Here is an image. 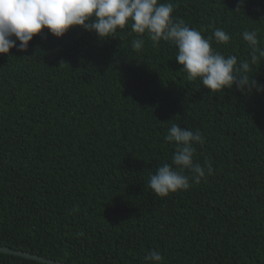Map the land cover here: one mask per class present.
<instances>
[{
	"label": "trees",
	"instance_id": "obj_1",
	"mask_svg": "<svg viewBox=\"0 0 264 264\" xmlns=\"http://www.w3.org/2000/svg\"><path fill=\"white\" fill-rule=\"evenodd\" d=\"M170 2L238 63L244 30L264 47V0ZM177 52L129 24L103 41L44 30L27 52L0 55V247L65 264H150L152 250L163 264H264V92L210 93ZM249 76L264 86V62ZM172 120L203 135L194 162L214 171L160 198L148 181L172 163ZM0 264L42 263L0 253Z\"/></svg>",
	"mask_w": 264,
	"mask_h": 264
},
{
	"label": "clouds",
	"instance_id": "obj_2",
	"mask_svg": "<svg viewBox=\"0 0 264 264\" xmlns=\"http://www.w3.org/2000/svg\"><path fill=\"white\" fill-rule=\"evenodd\" d=\"M241 4L237 10L241 9ZM174 6L160 0H0V55H9L12 49L27 52L36 36L47 30L53 37L63 38L72 29L95 33L99 40L117 34L130 24L139 37L147 35L158 45L161 41L177 49L176 61L189 81L199 79L210 93L232 89L242 94L264 92V86L250 77L251 66L264 62V47L260 46L255 30H244L241 35L249 48V59L238 63L234 55L224 56L211 47V42L200 31L190 28L182 19L173 16ZM217 43L227 45L230 35L221 29L214 32ZM132 47L140 51L144 40L137 38ZM63 64V63H62ZM61 64V65H62ZM164 140L174 146L172 163H164L150 175L148 186L160 198L190 188V181L199 185L213 174L209 162L202 166L194 162L196 145L205 139L197 130L181 127L174 120ZM185 171L189 175L185 174ZM150 264H163L159 251H149L144 257Z\"/></svg>",
	"mask_w": 264,
	"mask_h": 264
},
{
	"label": "water",
	"instance_id": "obj_3",
	"mask_svg": "<svg viewBox=\"0 0 264 264\" xmlns=\"http://www.w3.org/2000/svg\"><path fill=\"white\" fill-rule=\"evenodd\" d=\"M0 253L22 257L24 259L37 261L42 264H65L61 261L48 259V258L39 256V255L31 254V253L20 251V250H14L9 247H0Z\"/></svg>",
	"mask_w": 264,
	"mask_h": 264
}]
</instances>
